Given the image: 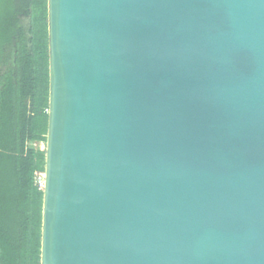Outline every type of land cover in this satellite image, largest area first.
<instances>
[{
    "label": "water",
    "instance_id": "water-1",
    "mask_svg": "<svg viewBox=\"0 0 264 264\" xmlns=\"http://www.w3.org/2000/svg\"><path fill=\"white\" fill-rule=\"evenodd\" d=\"M41 264H264V0H48Z\"/></svg>",
    "mask_w": 264,
    "mask_h": 264
},
{
    "label": "trees",
    "instance_id": "trees-1",
    "mask_svg": "<svg viewBox=\"0 0 264 264\" xmlns=\"http://www.w3.org/2000/svg\"><path fill=\"white\" fill-rule=\"evenodd\" d=\"M48 0H0V264H41Z\"/></svg>",
    "mask_w": 264,
    "mask_h": 264
},
{
    "label": "built area",
    "instance_id": "built-area-1",
    "mask_svg": "<svg viewBox=\"0 0 264 264\" xmlns=\"http://www.w3.org/2000/svg\"><path fill=\"white\" fill-rule=\"evenodd\" d=\"M45 173H36L35 175V182L36 185L40 188V189H44L45 187Z\"/></svg>",
    "mask_w": 264,
    "mask_h": 264
},
{
    "label": "rangeland",
    "instance_id": "rangeland-1",
    "mask_svg": "<svg viewBox=\"0 0 264 264\" xmlns=\"http://www.w3.org/2000/svg\"><path fill=\"white\" fill-rule=\"evenodd\" d=\"M33 147L37 148V149H41V150L46 149V145L45 144H41V143H34Z\"/></svg>",
    "mask_w": 264,
    "mask_h": 264
}]
</instances>
